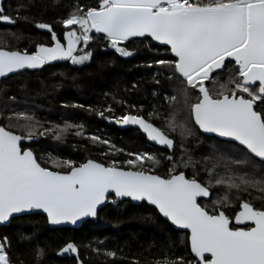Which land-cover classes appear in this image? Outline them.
<instances>
[{
	"label": "snow or ice",
	"instance_id": "obj_1",
	"mask_svg": "<svg viewBox=\"0 0 264 264\" xmlns=\"http://www.w3.org/2000/svg\"><path fill=\"white\" fill-rule=\"evenodd\" d=\"M33 6L34 15L13 17L0 4V23H33L46 30L51 43L29 51L0 39V78L58 61L86 65L94 56L90 43L97 39L102 50H114L121 58L134 55L136 41L166 46L172 58H157L147 66H156L154 77L163 75L171 91L161 90L160 103L151 111L145 113L143 104L126 97L111 95L108 102V93L96 105H63L135 126L162 151L126 150L109 138L86 134L83 123L38 119L28 107L27 93L20 101L8 96L7 101L24 107L6 103L0 109V225L38 212L46 214L50 225H76L97 217L109 203L130 198L147 202L171 225L188 230L185 247L191 258L165 253L155 264H264V206L245 198L253 191L264 194V0H51ZM49 7L52 23L36 18ZM54 25L63 29L60 35ZM69 133L102 146L101 156L129 158L78 162L50 153L38 157L33 150L32 143L42 137L63 143ZM197 133L220 138L198 157L193 154ZM161 167L163 175L157 171ZM237 202L234 215L224 211ZM20 239L31 242L33 237L21 234ZM11 249L9 237H0V264H24ZM32 251L41 264L44 249L33 246ZM57 254H73L82 264L73 242ZM104 255L118 254L105 250Z\"/></svg>",
	"mask_w": 264,
	"mask_h": 264
},
{
	"label": "trees",
	"instance_id": "obj_2",
	"mask_svg": "<svg viewBox=\"0 0 264 264\" xmlns=\"http://www.w3.org/2000/svg\"><path fill=\"white\" fill-rule=\"evenodd\" d=\"M4 4L7 13L19 16H32L36 13L35 4L49 5L51 0H6ZM94 2V0H93ZM68 4L69 0H62ZM23 6V7H21ZM61 9L58 11H66ZM53 9L47 8L43 15L36 18L52 23ZM58 35L63 29L54 25ZM11 30L6 31V30ZM17 37H20L17 39ZM0 39L7 46L13 48H28L33 50L38 43L50 44V36L46 30L34 27L33 23L18 20L17 25L10 27L0 23ZM103 42L95 40L90 43L94 53L93 60L86 65L74 66L67 61L53 62L42 69L27 70L4 80L1 86L5 91L0 92V109L5 104H11L13 108L24 107L12 104L6 97L15 95L20 101L27 93L30 103L28 107L34 111L36 117L41 120L61 124L64 119L71 122H79L85 125L88 135H100L109 138L117 147L138 152H158L162 149L148 143L146 137L138 130H121L115 123L102 120L83 109L65 108L64 104L83 103L96 105L106 99L104 93H108V102L111 95L117 98L126 97L130 103L143 104L145 113L151 111L153 104H159V92L171 91L170 83L163 75L154 77L156 66L147 65L157 58H172L165 47H160L154 42L136 41L132 48L134 55L121 58L114 50H102ZM155 79L161 81L155 84ZM136 84L135 90L131 85ZM157 95L154 96L153 92ZM164 107H167L165 102ZM162 124V120H155ZM198 146L194 148V156L206 153L213 139L197 133ZM193 138H189L191 143ZM75 145L76 147H73ZM33 150L38 157H47L50 153L53 157L71 158L78 162L94 159L107 162L109 159H128L124 154L114 156H101L102 146L94 144L90 140L82 139L69 133L63 143L48 137L40 138L39 144L32 143ZM179 154V153H177ZM45 166L52 167L51 164ZM164 174L163 167L157 169ZM186 174L191 169H185ZM264 194L253 191L249 197L257 206H264ZM238 203L234 207L225 208L224 211L234 215L238 211ZM21 234L33 237L31 242L22 241ZM8 236L12 241V254L23 260L24 264H38L33 246L44 249V257L41 264H77L73 254L58 255V251L68 242H73L79 250V259L82 264H155L157 259H163L164 254L172 252L191 258L190 248H186L187 233L179 232L172 228L158 212L146 203L132 205L129 201L108 204L99 212L98 221H88L79 229L58 228L49 229L46 217L43 215H31L20 217L12 221L8 227L0 229V237ZM185 243H181V241ZM93 249H100L99 252ZM172 250L171 252L169 250ZM105 250L117 252V258L104 255Z\"/></svg>",
	"mask_w": 264,
	"mask_h": 264
},
{
	"label": "water",
	"instance_id": "obj_3",
	"mask_svg": "<svg viewBox=\"0 0 264 264\" xmlns=\"http://www.w3.org/2000/svg\"><path fill=\"white\" fill-rule=\"evenodd\" d=\"M11 26H14V25H11ZM154 43L156 44V42H154ZM156 45H158V44H156ZM158 46H160V47H165V48H166V46H163V45H158ZM25 71H27V70H25ZM25 71H24V72H25ZM15 75H18V73L9 74V77H12V76H15ZM6 79H8V78H0V86H1L2 82H3L4 80H6ZM117 127H118L119 129H121V130H127V129H134V130H137V129L135 128V126H119V125H117ZM141 133H142V132H141ZM142 134H143V133H142ZM143 135H144V134H143ZM209 135L215 137L214 134H204V136H207V137H208ZM215 138L220 139V138H218V137H215ZM24 143L27 144V143H29V142L25 141ZM148 143H149L150 145H152V146H155V147L161 149L160 146H158V145H154V144H153L152 142H150V141H148ZM124 201H129V202H131L132 205H142V204H144V203L147 204V202L132 201L130 198H124L122 202H124ZM118 202H120V201H118ZM147 205H148L149 207L154 208V206H152V205H149V204H147ZM107 206H108V205H107ZM105 208H106V207H105ZM154 209H155V208H154ZM155 210H156V209H155ZM156 211H157V210H156ZM37 214H39V215H43L44 217H46V214H44V213H42V212H38V213H36V214H31V215H37ZM31 215H22V216H20V217H26V216H31ZM98 216H99V214H98ZM98 216L95 217V218H92V217L84 218L83 220L78 221L76 225H73V224H70V223L61 224V225H50V224L48 223V227H49V229H58V228L79 229V228H81L85 223H87L88 221L97 222V221H98ZM20 217H19V218H20ZM161 217H162V216H161ZM162 218H163V217H162ZM46 219H47V218H46ZM163 219H164L166 222H168L165 218H163ZM47 222H48V221H47ZM11 223H12V221H11L9 224H6V225H0V229L3 228V227H8ZM168 223H169V222H168ZM169 224H170V223H169ZM170 225H171V224H170ZM171 226H172V228L175 229L176 231H179V232H185V233L188 234V230L177 229L175 226H173V225H171ZM246 226H248V225H247V224H246V225H239V227H246Z\"/></svg>",
	"mask_w": 264,
	"mask_h": 264
},
{
	"label": "flooded vegetation",
	"instance_id": "obj_4",
	"mask_svg": "<svg viewBox=\"0 0 264 264\" xmlns=\"http://www.w3.org/2000/svg\"><path fill=\"white\" fill-rule=\"evenodd\" d=\"M7 3V1L6 0H0V4H2L3 6H4V4H6ZM7 14H10L11 16H13V14H11V13H7ZM16 16H18L17 14H15V16H13V17H16ZM1 24H3V25H7V26H10V27H13V26H11V25H9V24H5V23H1ZM17 25V23L14 25V26H16ZM247 227V226H246Z\"/></svg>",
	"mask_w": 264,
	"mask_h": 264
}]
</instances>
